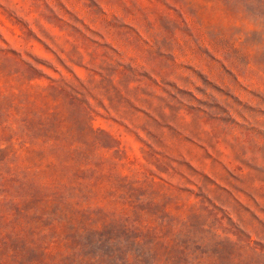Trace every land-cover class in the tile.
<instances>
[{
    "label": "rangeland",
    "instance_id": "obj_1",
    "mask_svg": "<svg viewBox=\"0 0 264 264\" xmlns=\"http://www.w3.org/2000/svg\"><path fill=\"white\" fill-rule=\"evenodd\" d=\"M0 264H264V0H0Z\"/></svg>",
    "mask_w": 264,
    "mask_h": 264
}]
</instances>
